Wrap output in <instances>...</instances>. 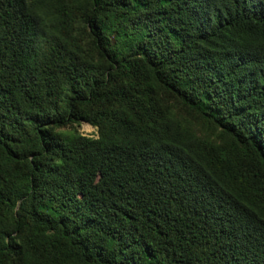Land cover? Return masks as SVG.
<instances>
[{"label": "trees", "instance_id": "16d2710c", "mask_svg": "<svg viewBox=\"0 0 264 264\" xmlns=\"http://www.w3.org/2000/svg\"><path fill=\"white\" fill-rule=\"evenodd\" d=\"M0 264H264V0H0Z\"/></svg>", "mask_w": 264, "mask_h": 264}, {"label": "rangeland", "instance_id": "374dc122", "mask_svg": "<svg viewBox=\"0 0 264 264\" xmlns=\"http://www.w3.org/2000/svg\"><path fill=\"white\" fill-rule=\"evenodd\" d=\"M76 131L83 135H89V136H95V129L94 127L90 126L89 124L85 122H78L76 124H70L59 128L52 129V133L54 135L59 134H68L72 131Z\"/></svg>", "mask_w": 264, "mask_h": 264}]
</instances>
